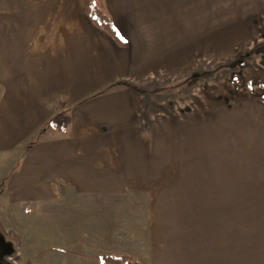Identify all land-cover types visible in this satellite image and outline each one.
<instances>
[{
  "label": "crops",
  "instance_id": "0c3cea01",
  "mask_svg": "<svg viewBox=\"0 0 264 264\" xmlns=\"http://www.w3.org/2000/svg\"><path fill=\"white\" fill-rule=\"evenodd\" d=\"M77 2L10 0L9 17L2 15L11 31L0 41V152L19 153L0 186L12 203L59 199L68 191H92L126 178L141 181L147 133L157 135L155 148L162 144L168 154L175 149L177 128L156 122L147 129L141 121L142 95L131 84L140 83L146 65L133 54L120 14L110 0L104 6L95 3L125 46L91 23L84 11L88 2ZM67 4L74 7L72 15ZM39 12L42 18L36 23ZM8 39L12 45H2ZM251 79L264 80V75L253 71ZM236 91L241 95L229 101H235V108L218 112V140L206 139L216 133L211 127L213 132L204 133L206 140L195 142L196 126L188 122L186 148H181L187 150L190 191L216 193L219 205L224 193H238L241 205L235 199V206L242 207L238 220H223L222 206L212 219L188 225L187 230L203 231L192 235L194 257L202 252L204 258L194 264H264V88L251 92L240 86ZM59 112L71 118L62 131L48 126ZM195 143L203 146L196 148ZM185 238L189 241L191 233Z\"/></svg>",
  "mask_w": 264,
  "mask_h": 264
},
{
  "label": "rangeland",
  "instance_id": "374dc122",
  "mask_svg": "<svg viewBox=\"0 0 264 264\" xmlns=\"http://www.w3.org/2000/svg\"><path fill=\"white\" fill-rule=\"evenodd\" d=\"M82 1L104 6L106 0H78ZM0 2L1 41L2 35L10 34L11 24L1 21L3 14L9 17L10 0ZM110 3L133 42V54L140 65H146L140 83L131 84L142 95L141 121L147 122V129H154L156 122L177 128L175 149L168 154L162 144L155 148L157 135L147 133L146 173L140 170L143 181H110L109 187L68 191L59 199L12 203L2 193L1 183L0 264H105L102 258L108 256L129 257L136 264H194L204 259L202 252L194 257L193 240L203 231L187 230L188 225L212 219L222 206L223 220L240 216L242 207L235 206L236 200L240 204L238 193H224L219 205L216 193L189 190L187 150L181 148H186L188 122L196 126L195 142L218 140L219 110L235 108V101H229L241 95L230 85L233 72H239L236 79L241 87L253 71L264 75V58L251 53L255 44L264 43V0ZM66 8L72 15L74 7ZM41 18L40 12L36 14V23ZM34 28L33 24L31 31ZM2 45L10 46L12 40ZM240 60L249 62L245 71L237 65ZM211 127L215 134L209 133ZM204 133H209L206 139ZM200 143L194 147L203 146ZM15 153L19 150L0 152V182L13 168ZM198 243L203 248V242ZM181 254L188 257H178Z\"/></svg>",
  "mask_w": 264,
  "mask_h": 264
},
{
  "label": "trees",
  "instance_id": "16d2710c",
  "mask_svg": "<svg viewBox=\"0 0 264 264\" xmlns=\"http://www.w3.org/2000/svg\"><path fill=\"white\" fill-rule=\"evenodd\" d=\"M84 11L94 26L107 32L120 46H125L124 42H122L115 34L110 17L106 13H104L103 10L98 5L90 1L86 4ZM251 53L255 55L264 56V43L255 44L251 48ZM237 65L239 66V68L243 67L244 61L243 60L238 61ZM238 73H239L238 71L233 72L232 74L233 77L230 80V85L234 89L240 87V84L236 79ZM243 86L252 92L256 87L264 88V80L250 79L247 82H245ZM70 122H71V118L69 115L59 112L51 117V119L48 122V126L53 129L62 131L68 127ZM102 260L105 264H136V262L133 259L124 256L122 257L108 256L106 258L103 257Z\"/></svg>",
  "mask_w": 264,
  "mask_h": 264
}]
</instances>
